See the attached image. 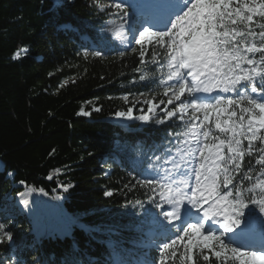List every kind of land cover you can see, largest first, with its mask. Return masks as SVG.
I'll use <instances>...</instances> for the list:
<instances>
[{"label": "trees", "instance_id": "trees-1", "mask_svg": "<svg viewBox=\"0 0 264 264\" xmlns=\"http://www.w3.org/2000/svg\"><path fill=\"white\" fill-rule=\"evenodd\" d=\"M91 4L0 0V222L11 221L14 237L12 246L0 245V258L142 264L157 255L146 247L145 234L158 227L149 214L157 210L147 203L146 189L133 187V177L149 175V158L166 143L168 130L115 117L129 107L123 95L147 88L133 83L140 75L134 71L138 57L117 56L119 44L101 30L109 18ZM132 17L138 27L143 19ZM85 49L104 55L85 58ZM68 184L73 187L65 192ZM25 191L32 194L29 207L39 193L61 197L68 220L45 216L33 228L20 203ZM5 196L15 199L19 213L4 210Z\"/></svg>", "mask_w": 264, "mask_h": 264}, {"label": "snow or ice", "instance_id": "snow-or-ice-1", "mask_svg": "<svg viewBox=\"0 0 264 264\" xmlns=\"http://www.w3.org/2000/svg\"><path fill=\"white\" fill-rule=\"evenodd\" d=\"M91 6L109 18L101 30L118 42L117 56L138 57L133 83L147 88L123 95L129 107L115 117L168 130L149 158V175L133 177L157 210H149L158 231L146 244L157 255L142 264H264V0H175L166 15L139 27L126 0ZM103 55L83 51L85 58ZM19 195L27 208L26 194ZM10 223L0 222V245L14 244Z\"/></svg>", "mask_w": 264, "mask_h": 264}, {"label": "rangeland", "instance_id": "rangeland-1", "mask_svg": "<svg viewBox=\"0 0 264 264\" xmlns=\"http://www.w3.org/2000/svg\"><path fill=\"white\" fill-rule=\"evenodd\" d=\"M138 0H126V2L129 4V7H133V5L135 3H137ZM153 1V3H151ZM140 0L139 4H137L135 6V8H139V5H144L142 8H140V11L143 12H148V14L150 15V10L148 9L149 7H152V5L156 8V9H161L162 6H169L172 3L175 2V0ZM155 2V3H154ZM162 5V6H161ZM165 6L162 8V12L159 13L160 16L163 15V9L165 8ZM158 9V10H159ZM168 11V10H166ZM165 13V12H164ZM161 18V17H159ZM130 23L134 22L133 19L129 18ZM118 43V42H117ZM124 102V101H123ZM139 107H141L140 105H137V112ZM121 120H125V119H121ZM26 194L27 198L29 199V201L32 200V194L25 191L23 192ZM6 197V204L4 206V210L7 211V213L11 212V213H19L17 212L19 209H17V205H15V199H12V197L9 196H5ZM57 195L54 194L52 196H45L42 193H39L37 195H35V198L38 200H34L33 205L32 206H28L27 208L24 207L23 204H21L22 209L25 211V216L28 219V223L32 225V227L34 228L36 226V224L44 221L45 216H47L48 218L52 217V219L54 220H58L60 222H65V220H68V217L64 216V213L61 211V205H60V199H57ZM21 200V199H20ZM47 214V215H46ZM257 222L255 223L254 227L257 233H259L260 231V224H259V213L257 212ZM258 235V234H257ZM9 246V245H8ZM4 259V258H3Z\"/></svg>", "mask_w": 264, "mask_h": 264}, {"label": "bare ground", "instance_id": "bare-ground-1", "mask_svg": "<svg viewBox=\"0 0 264 264\" xmlns=\"http://www.w3.org/2000/svg\"><path fill=\"white\" fill-rule=\"evenodd\" d=\"M163 7H164V6H163ZM152 9H153V10H156V12H157L158 14L162 12V9H159V10H158V9H156L154 6H152ZM166 10H169V8H168V9H165V11H166Z\"/></svg>", "mask_w": 264, "mask_h": 264}]
</instances>
